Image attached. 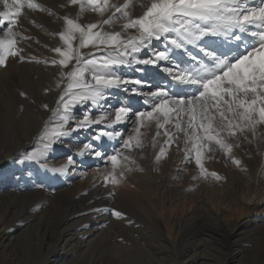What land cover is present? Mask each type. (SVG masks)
Listing matches in <instances>:
<instances>
[{
    "label": "rangeland",
    "instance_id": "rangeland-1",
    "mask_svg": "<svg viewBox=\"0 0 264 264\" xmlns=\"http://www.w3.org/2000/svg\"><path fill=\"white\" fill-rule=\"evenodd\" d=\"M113 2L123 4L124 0ZM35 3L44 10L25 7L17 26V31L27 37L23 40L18 37V47L23 49L21 55L25 59L10 57L6 66H0V128L7 129L5 141L0 138V160L5 154L14 156L0 169V234H10L1 240L0 264H46L47 261L49 264H264V126H260L258 138L248 133V140L238 137L230 141L234 145L239 143L232 151V156L240 160L239 166L220 150L207 154L215 168L222 170L220 180L201 177L192 165L193 160L184 162L183 135L169 146L165 144L168 138L163 129L157 136L154 121L140 130L143 146L131 152L125 150L135 163L129 165L132 170L125 171L117 186L104 184L103 175L111 171L110 165L105 166L101 158L93 155L82 158L76 154L103 125L73 133L79 137L77 140L72 136L64 143L54 144L46 161L24 158V154L42 148L39 137L63 87H56L59 68L44 61L57 57L52 49L62 45L58 33L64 28L63 17L75 19L79 13V6L70 5L68 0H35ZM4 10L0 3V11ZM144 10L139 0H133L134 17ZM110 14L101 17L85 11L79 22L94 23ZM105 30L121 31L120 23L106 25ZM129 34H134V30H129ZM156 46L163 48L162 44ZM139 55L147 58L151 53L144 50ZM150 66L134 65L120 71L126 79L148 81L141 89L148 92L155 90L150 85L158 84L154 75L148 74ZM155 69L160 70L156 66ZM109 91L111 97L106 104L111 105L110 116H114L115 108L121 103L130 105L134 111L146 107L143 96L130 95L121 89ZM45 104L47 108L43 107ZM88 107L76 109L78 119H83L82 113ZM26 112L44 113L45 118L31 127L25 124ZM97 114L93 111V115ZM129 116L127 123L115 126L124 138L135 134V116L132 113ZM113 143L105 138L100 150L111 151ZM162 147L166 154L157 160ZM217 154L223 158L222 163ZM69 156L75 164L68 166L66 174L49 170L67 164ZM44 163L47 168L42 166ZM174 183L176 192L164 195ZM113 190L115 194L110 196ZM200 203L207 209L199 210ZM105 209L120 211L122 218ZM165 211L167 215L172 212L174 218L166 221L172 227L173 239L163 245L149 235L148 224L157 218L162 220ZM176 218L182 220L174 230ZM240 225L235 232L234 227ZM66 235H73L72 241Z\"/></svg>",
    "mask_w": 264,
    "mask_h": 264
},
{
    "label": "snow or ice",
    "instance_id": "snow-or-ice-1",
    "mask_svg": "<svg viewBox=\"0 0 264 264\" xmlns=\"http://www.w3.org/2000/svg\"><path fill=\"white\" fill-rule=\"evenodd\" d=\"M68 2L78 5L79 13L75 19L63 17L64 28L58 33L62 45L52 49L57 57L44 61L59 68L56 87H63L39 137L42 148L24 154L25 159L46 161L54 144L64 143L81 129L103 125L76 154L93 155L101 158L105 166L110 165L111 171L103 175V181L105 186H117L125 171L132 170L129 165L135 163L125 150L141 148L140 130L154 121L157 136L163 129L169 146L183 135L184 162L194 160L201 177L222 179L208 172L203 163L205 158H212L208 153L217 150L240 165V160L232 156L233 147L239 143L230 141L241 136L248 140V133L258 138V130L264 126V0H139L145 10L136 17L131 12L133 0H124L123 4L113 0ZM0 3L5 9L0 11V66H6L10 57L25 59L18 43L27 37L17 31L22 10L44 9L35 0ZM85 11L101 17L111 14L107 19L81 24L79 18ZM118 22L121 31L105 30L106 25ZM157 44L163 45L162 50ZM86 48L93 51L83 52ZM144 50L151 55L141 58L139 54ZM134 65L158 67L170 77L172 86L155 84L150 85L154 91H142L148 81L126 79L120 71ZM129 85L135 87L129 89ZM111 89L143 96L146 107L134 111L121 103L110 116L111 105L106 101ZM84 105L89 107L83 111V119H78L76 109ZM93 111L98 114L93 115ZM129 113L135 116V134L124 138L115 126L127 123ZM105 138L114 142L111 151L100 150ZM165 154L162 147L156 159ZM74 164L69 156L67 164L49 170L66 174L68 166ZM42 166L47 168L46 163ZM114 194V190L109 192L110 196ZM105 211L122 218L120 211Z\"/></svg>",
    "mask_w": 264,
    "mask_h": 264
},
{
    "label": "bare ground",
    "instance_id": "bare-ground-1",
    "mask_svg": "<svg viewBox=\"0 0 264 264\" xmlns=\"http://www.w3.org/2000/svg\"><path fill=\"white\" fill-rule=\"evenodd\" d=\"M113 32H114V30H112ZM149 70H150V72L148 73L149 75H154V82H156V83H158V84H163V83H165V86H169L170 87V85H169V83L171 82L170 81V77H167V74H165V73H163V72H161L160 70H158V69H155V66H150L149 67ZM172 83V82H171ZM133 105V107L135 108L136 107V104H132ZM131 115V114H130ZM43 116H44V113H42V114H40V115H37V113H35V114H33V113H31V112H26V116H25V119H26V121H25V124H27V125H29V126H31V127H35L36 125H38V123H39V121H40V119H42L43 118ZM44 118H45V116H44ZM43 118V119H44ZM131 124V123H130ZM0 130H2V128H0ZM5 131V132H4ZM6 131H7V129H5L4 130V128H3V130H2V133L0 134V138L3 140V142L5 141V139H6V135L4 136V134H6ZM242 137V136H241ZM73 138H75V140H77L79 137L78 136H76V135H74L73 136ZM242 139H243V141H244V138L242 137ZM219 154H217V159L219 160V162L220 163H222L223 162V158H219ZM14 156L13 155H10V154H5L3 157H2V159L0 160V169L2 168V167H4L12 158H13ZM82 157V156H81ZM82 158H84V157H82ZM64 162V161H63ZM203 163H204V166H205V168H208V170H209V172H215V173H217L218 175H220L219 173H221V169L220 168H215V164H212L211 163V159H208V158H206V159H204L203 160ZM219 163V164H220ZM192 165H194V167H195V169H196V171H198V173H199V168L197 167V165L195 164V161L193 160V164ZM223 166H224V164H222ZM219 166V165H218ZM222 167V166H221ZM213 169V170H212ZM151 176L153 177L154 176V169L152 168V171H151ZM224 176V175H223ZM153 179H154V177H153ZM261 179H262V177H261ZM171 183V182H170ZM99 184V183H98ZM176 183H174V184H170L169 186H168V188L165 190V192H164V195L167 193L168 195H170V193H174V192H176V188H177V186L175 185ZM181 184V183H180ZM179 184V185H180ZM77 185V184H76ZM174 185L176 186V187H174ZM186 185V184H185ZM96 188V187H95ZM184 188H186V187H184ZM94 189V188H93ZM178 189V188H177ZM99 190V189H98ZM97 190H95V192H96ZM187 192V191H186ZM98 193V192H97ZM93 194V193H92ZM77 196V195H76ZM171 196V195H170ZM76 201V200H75ZM97 201V200H96ZM207 207V206H206ZM198 209L199 210H202V209H207V208H205V205L203 204V203H200L199 204V206H198ZM210 213V212H209ZM173 218V215H172V212H170V215H167V213H166V211L164 212V214H163V216H162V220L160 219V218H157V216H156V218L158 219L157 221H154L153 222V224H151V225H149L148 223V228H149V230H150V233H149V235L152 237V238H156V240L157 241H159L160 242V244H166V243H169L172 239H173V233L171 232L172 231V227H168V224H166V221H169V219L170 218ZM155 218V219H156ZM152 219V218H151ZM154 219V220H155ZM174 219V218H173ZM181 220H182V218H180ZM180 219L179 218H176L175 219V222H174V224H175V226H174V230L177 228V225H178V223H179V221H180ZM149 220V219H148ZM153 220V219H152ZM152 220H150V222L152 223ZM75 223V222H74ZM80 223V222H79ZM146 223V222H145ZM72 224V223H71ZM146 224V225H147ZM75 225V224H74ZM72 227V226H71ZM146 227V226H145ZM176 227V228H175ZM241 227V225L240 226H238V227H234V231L236 232L239 228ZM70 228V227H69ZM133 228V227H132ZM147 228V229H148ZM179 228V227H178ZM92 229V228H91ZM62 230H64V229H62ZM255 231V230H254ZM3 232V231H2ZM62 232V231H61ZM60 232V233H61ZM75 232V231H74ZM147 232H148V230H147ZM174 232V231H173ZM176 232V231H175ZM174 232V233H175ZM73 234V233H72ZM10 234H7V233H5V232H3V233H1L0 234V243H1V240L3 241V240H5V239H7L8 238V236H9ZM174 235H176V233L174 234ZM178 235V234H177ZM151 237H150V239H151ZM65 238L66 239H69V240H71L72 241V239H73V235L72 236H70V235H66L65 236ZM174 238H175V236H174ZM66 239H64V240H66ZM67 241V240H66ZM60 242V241H59ZM156 243V242H155ZM117 247V246H116ZM136 247V246H135ZM138 247V246H137ZM130 248V247H129ZM53 250V249H52ZM107 250V249H106ZM127 250V249H126ZM150 250V249H149ZM110 251V250H109ZM139 251V250H138ZM152 251V250H151ZM52 252V251H51ZM126 252V251H125ZM131 252V251H130ZM127 253V252H126ZM46 254H47V251H46ZM49 254H50V252H49ZM145 254H146V252H145ZM48 255V254H47ZM46 255V256H47ZM131 255H132V253H131ZM140 255V254H139ZM138 255V256H139ZM54 256V255H53ZM53 256H50V257H53ZM133 256V255H132ZM142 256V255H141ZM153 255H151V257H152ZM193 256V255H192ZM45 257V256H44ZM48 257V256H47ZM131 257V256H130ZM144 257V256H143ZM167 257V256H166ZM147 258V257H146ZM149 258V257H148ZM147 258V259H148ZM49 259V258H48ZM163 259V258H162ZM193 259V258H192ZM45 261H46V259H45ZM124 261V260H123ZM135 261V260H134ZM138 261V260H137ZM136 261V262H137ZM162 261V260H161ZM43 263H45V262H43ZM43 263H41V264H43ZM48 263V261L46 262V264ZM49 264V263H48ZM134 264H138V263H134ZM140 264V263H139Z\"/></svg>",
    "mask_w": 264,
    "mask_h": 264
}]
</instances>
